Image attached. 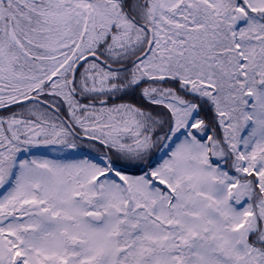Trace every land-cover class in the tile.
<instances>
[{
    "label": "rangeland",
    "instance_id": "1",
    "mask_svg": "<svg viewBox=\"0 0 264 264\" xmlns=\"http://www.w3.org/2000/svg\"><path fill=\"white\" fill-rule=\"evenodd\" d=\"M141 1L132 0L136 10L133 15L149 24H154L156 19V42L151 52L136 64L133 86L127 90L151 102L152 99L166 102L171 111L163 106L143 109L126 101L112 106H92L68 96V115L81 128V133L108 141L117 161L124 166H146L152 157L153 137L154 147H162L152 171L159 174L158 178L169 181L174 195L159 184L158 178L154 180L146 168L135 177L126 175L124 179L119 173L115 175L101 147L73 139L55 114L38 106L39 118L48 124L43 122L40 126L34 166L22 164V172L24 177L38 178L40 190L35 193L29 189L24 193L23 203H28L29 198L35 201L23 208L17 207L16 200L7 201L2 220L9 228L23 224L25 241L43 244L44 250L35 246L41 251L49 248L53 264L62 261L67 264H177L178 261L264 264V0H244L247 7L240 0H155L150 11V6L143 7ZM76 3L94 12V3L89 0ZM102 6V19L106 22L105 5ZM186 17H191L190 21L182 23ZM121 18L128 21L124 14ZM208 18L215 22L214 27L205 23ZM181 24L187 25L185 30L190 31L194 44L203 47L202 55L208 53L207 36L220 33L215 31V25L229 32V35L220 34L224 37L220 36V42L228 41L231 57L226 60L217 57L218 67L211 63L195 65L201 70L195 73L198 83L199 80L215 83L218 77L226 81L225 94L222 93L228 99L221 105L228 116L223 119L225 122L219 118L224 136L217 132L220 126L215 121L210 127L191 125L198 120L190 119L195 109L182 95L188 84L180 83L178 91L163 81V75H177L186 67L182 65V57L179 60L180 43L172 44L170 40L174 31L183 29ZM147 39V32L133 24L119 44L123 54L135 55L143 51ZM218 71L220 76H216ZM117 73L110 74L117 77ZM246 81L250 82L247 87ZM79 84L84 85L81 78ZM189 89L193 99L210 103L211 95L205 88L198 85ZM244 126L247 132L243 131ZM226 128L233 135L231 141L226 139ZM191 129L198 135L192 134ZM101 131L107 136L112 133V138L106 140L97 135ZM235 131L242 137V143ZM238 149L241 162L234 157ZM254 168L252 177L250 171ZM259 177L256 188L254 179L258 181ZM125 180H130L135 193H140L139 200L141 194L145 196L144 204L138 206L139 203L130 199L132 191L129 192ZM210 198L215 199L217 211L208 206ZM249 205L253 214H248ZM89 210L102 211L103 221L91 222L86 216ZM22 214L26 216L22 218ZM171 218L178 222L177 229L169 227ZM45 229L50 231L49 236L44 234ZM194 235H197L195 239ZM179 237L190 243L185 250L177 241ZM123 245L128 250L120 254L118 248ZM28 251L34 264H42L39 252Z\"/></svg>",
    "mask_w": 264,
    "mask_h": 264
},
{
    "label": "flooded vegetation",
    "instance_id": "2",
    "mask_svg": "<svg viewBox=\"0 0 264 264\" xmlns=\"http://www.w3.org/2000/svg\"><path fill=\"white\" fill-rule=\"evenodd\" d=\"M82 1L88 0H0V264H6L7 260L9 264H34L28 249L39 252L42 264H53L49 248L41 251L44 250L43 244L25 241L23 233L26 230L23 224L9 228L6 221L2 220L7 201L16 200L18 208L26 207L35 199L29 198L28 203H23L24 193H28L29 189L35 193L40 190L39 179L24 177L22 172V164L33 167L32 161L38 156L39 130L44 122L38 116V106L56 112L58 108L52 102L57 101L62 110L59 118L64 122V118H67L66 98L61 91H65L70 82L73 66L89 53L108 60L117 69L125 68L128 74L123 81H129L127 87L133 83L132 79L137 74V66L133 64L135 55L123 54L122 44H119L131 25L141 22L133 15L136 10L132 0L121 2L119 8L113 4L118 1L89 0L94 3V12L76 3ZM154 1L142 0L141 5L150 6V11ZM103 4L108 17L106 22L102 19ZM122 14L128 21L121 18ZM88 62L91 64L82 71L86 62L76 74V84L80 78L84 84L77 90L86 96V102L90 96L96 101V97L100 100L105 98L104 102H111L114 98L119 103L121 100L118 98L122 94L131 92L126 87L115 93L119 81L112 77L110 73L116 70L108 68L107 63L94 59ZM139 67L142 69L141 65ZM32 96L39 97L45 103L23 102V99ZM77 98L78 95H75ZM76 127V132L81 136V128ZM97 135L106 140L113 136L112 133L107 136L104 131ZM96 139L98 141L94 143L103 149L109 162L121 164L108 141ZM154 148L153 145L151 154L156 158L159 150ZM114 173L116 175L119 172ZM139 194L134 193L131 197L132 201L139 203L138 206L145 202L143 194L141 200L138 199ZM5 195L9 198L6 199ZM2 197L5 199L2 200ZM21 216L24 218L26 215ZM44 234L49 236L50 231L45 229ZM193 237L196 238L195 235ZM61 264H66V261Z\"/></svg>",
    "mask_w": 264,
    "mask_h": 264
},
{
    "label": "trees",
    "instance_id": "3",
    "mask_svg": "<svg viewBox=\"0 0 264 264\" xmlns=\"http://www.w3.org/2000/svg\"><path fill=\"white\" fill-rule=\"evenodd\" d=\"M240 2H241V0H240ZM241 4H242V2H241ZM189 18H191V17H186L184 20H182V23L189 22L190 21ZM185 20H187V21H185ZM205 23L214 27L215 22L211 18H208V21ZM190 24L193 26L192 22ZM187 25H189V23H187ZM187 25L181 24L180 28H183V29H181L180 31L179 30L174 31L173 36L170 37V40H172V44H174V42L180 43V44H178V50L180 51V53L178 54L179 60H180V57H182V61H183L182 65H186L187 68L185 67L184 69H181V72L178 73L177 75L176 74L166 75V77L163 81H166L168 83V85H172L174 88H177L178 91L180 90V83H182V81L186 82V84H188L187 85L188 87L185 89L182 88L183 89L182 95L185 99L190 100L188 103H190V105L195 109V112L191 115L192 117H190V119L192 121L198 120L196 123L191 122V125L198 124V125H200V128H203L206 125L210 127L212 124H214V121H215V124H219V126H220V128L217 130V132L223 135V131L221 130V121L219 120V118L221 116L222 121H223V119L226 118V116H228L226 110L221 105L222 103L225 102V100L228 99L224 95L226 89L223 91V88L226 87V81H224L225 79L221 80L222 77H218L219 80H217L215 83H213L214 84L213 88L204 87V85L201 84V83H203V82H201L203 80H199V83H198V81L196 79L195 73H200L201 70L198 67H195V65L196 66H204L205 64L211 63V64H214L217 66V57L224 58L225 60H226V58L231 57L232 51H231V48L228 44V41L227 40L225 41V39H223V41L220 42V36H221L220 34H222V33L224 34V32H226L229 35V32H228V30L223 31V29L221 28L222 26L220 27V25H215V31L220 32V33H219V35L214 36V37H211L212 35L207 36V39L210 40V45L208 47V53L206 55H202L200 51L203 50V47L200 45L194 44V40L190 37V31L185 30V27ZM208 25H207V27H208V29H210V27ZM215 37H216V39H215ZM221 37L224 38L223 36H221ZM214 39H215V41H218V42H215ZM220 44H221V47L220 46H219V48L214 47V46L217 47ZM182 45L184 47L182 49L183 52L181 53V46ZM165 59L170 61V59H168V57L166 55H165ZM229 63H230V66L232 67L233 60L229 61ZM235 63L236 64H235L234 70H236V67H237V62H235ZM241 68L242 67L240 65V70H241ZM220 70L221 69H219V71ZM219 71H218V74L216 76H220ZM243 76L249 78L248 74H244ZM165 85H167V84L165 83ZM198 85H200L202 89L205 88L206 91L209 92V94L211 95V101L209 104H207L206 101L204 103H199L196 99H193V97H194L193 95L188 94V92L192 91L189 88H192V87H195ZM249 85H250V82L246 81L245 86L247 87ZM176 86H178L179 88ZM128 87H130V86H128ZM135 87H137V86H135ZM245 91H246V88H245ZM214 96L219 100L217 101L214 98ZM119 99L122 101H126V102H133L135 104H138L137 106H139L143 109H149V110H154L155 108H157V106H163L166 108H168V106H169L164 101H162V102H164V105H162L161 103L158 104L153 99H152V103H151V101L148 98H147L148 99L147 100L146 98L138 97L137 92H134V91L122 94ZM137 100H138V103H137ZM227 102L229 103V100ZM230 103H233L232 100L230 101ZM223 122H225V121H223ZM229 122L231 124V121H229ZM239 130H241V129L239 128ZM243 131L247 132L245 129V126L243 127ZM224 132H226V139H229L231 141L233 135L230 132V130L228 128H226V130H224ZM235 132H236V137L238 136V139L241 142L242 137H240V134H238V131H235ZM191 133L194 134L195 136L198 135V133H196L195 130H192V129H191ZM239 150L240 149H238L234 155L235 160L237 162L242 161V159L240 157ZM253 174L254 173L252 172L251 173L252 177H254ZM260 180H261V177H259L258 181L256 179H254V184H255L256 188L257 187L259 188L258 183L260 182ZM249 209H250L249 212L253 214V208L250 207Z\"/></svg>",
    "mask_w": 264,
    "mask_h": 264
},
{
    "label": "bare ground",
    "instance_id": "4",
    "mask_svg": "<svg viewBox=\"0 0 264 264\" xmlns=\"http://www.w3.org/2000/svg\"><path fill=\"white\" fill-rule=\"evenodd\" d=\"M143 24H146V22H141V23H139V24H137V23H134V25H137L138 27H141ZM147 43H148V39H147V42H146V44L144 45V49H143V51L145 50V48H146V46H147ZM151 49V48H150ZM89 54H95V53H89ZM89 54H87V55H89ZM87 55H85V56H87ZM97 55V54H96ZM84 56V57H85ZM98 56V55H97ZM139 57V55H135L134 56V60H133V64L136 66V64L137 63H139L140 61H142V58L141 59H138V60H136L137 58ZM83 58V57H82ZM81 58V59H82ZM92 59H94V58H92ZM92 59H88V60H86L83 64H85L86 62V64H88L89 62L88 61H90V60H92ZM101 60H103L105 63H103V64H108V65H110V66H112L111 64H109L108 63V60H105V59H103V58H100ZM94 60H96V59H94ZM80 61V60H79ZM78 61V62H79ZM77 62V63H78ZM76 63V64H77ZM75 64V65H76ZM82 64V65H83ZM107 64H106V66H107ZM74 65V66H75ZM81 65V66H82ZM74 66H73V68H74ZM80 66V67H81ZM79 67V68H80ZM108 67V66H107ZM112 67H114V66H112ZM79 68H78V70H79ZM109 68V67H108ZM110 69H112V68H110ZM78 70H77V72H78ZM112 70H116V72H118L117 74V79H118V83L116 84V88H115V93H118V92H120V91H122V90H124L126 87H127V85H128V83H129V81L128 82H126V81H123V78L124 77H126L127 76V74H128V71L125 69V68H120V69H117L116 67H114ZM77 72H76V74H77ZM72 73H73V69H72V72H71V78H70V82H71V79H72ZM76 74H75V77H74V82H73V87H74V89H73V91L71 90V88H70V82H69V84H67V88H66V90L65 91H61V93L65 96V98L67 99V97L68 96H72L74 99H75V95L77 96L78 95V98L77 99H75V100H77V101H79V102H81V103H88V102H91V98L88 96L87 97V100H89L88 102H86V100L84 99V98H86V96H83L82 94H80L78 91H77V89H76ZM133 84H130V86H132ZM60 87H61V85H59ZM34 97H36V96H34ZM29 98V97H28ZM39 98V97H38ZM96 99H97V102H95V103H97V105L99 104V102L101 101L102 103L101 104H99V105H115V104H117L116 103V99H114L113 98V100L110 102V101H106V102H104V99L105 98H102L101 100L100 99H98L97 97H96ZM119 99V98H118ZM31 101H36V100H31ZM38 102H41V103H45L44 101H42L41 99H40V101H38ZM56 103H58L57 101H55ZM55 102H52L53 104L55 103ZM120 102H122V100L120 101ZM119 102V103H120ZM161 102V101H160ZM66 104H68V102L66 101ZM59 106V105H58ZM71 125V127H72V129H71V127H70V125ZM69 124L67 123L66 124V127H67V129L69 130V132L72 134V137H74V136H77V135H79L78 134V132H76L77 130L74 128V126L76 127V124L73 122V121H69ZM77 128V127H76ZM168 135V134H167ZM154 138L152 137L151 138V143H150V146H155V144H154V140H153ZM160 147H161V145H159ZM113 150V149H112ZM112 167H114V172H119V173H121L122 172V169H121V164H118V165H114L113 163H112Z\"/></svg>",
    "mask_w": 264,
    "mask_h": 264
},
{
    "label": "water",
    "instance_id": "5",
    "mask_svg": "<svg viewBox=\"0 0 264 264\" xmlns=\"http://www.w3.org/2000/svg\"><path fill=\"white\" fill-rule=\"evenodd\" d=\"M120 1H124V0H120ZM143 26L144 27H146L147 28V30H148V32H149V41H148V43H147V46H146V48H145V50H144V52H143V54L141 55V56H139L136 60H138V59H141V58H143L148 52H149V50H150V48H151V46H152V44H153V41H154V38H153V29L150 27V26H147V25H145V24H143ZM92 58H94V59H96V60H98V61H101L102 63H105L103 60H101L100 58H99V56H97L96 54H89V55H87V56H85V57H83L82 59H80V61L74 66V68H73V73H72V79H71V82H70V88H71V90L73 91V89H74V87H73V82H74V77H75V74H76V72H77V70H78V68L86 61V60H88V59H92ZM107 66L109 67V68H114V67H112V66H110V65H108L107 64ZM31 100H36V101H40V98H38V97H34V96H32V97H29V98H26V99H24V101H31ZM68 124H69V122H67ZM70 125V124H69ZM70 127H71V125H70ZM71 129H72V127H71ZM73 130V129H72ZM81 138H85V139H91L90 137H88V136H81ZM152 163V162H151ZM150 163V164H151ZM210 207H212L214 210H216L217 208H216V202L212 199L211 200V202H210ZM88 218H90L92 221H95V222H100V221H102V219H103V214L101 213V212H96V211H90L89 213H88ZM184 246H185V244H184ZM126 250V248H120L119 249V252L121 253V252H124ZM178 264H183L182 262H178Z\"/></svg>",
    "mask_w": 264,
    "mask_h": 264
}]
</instances>
